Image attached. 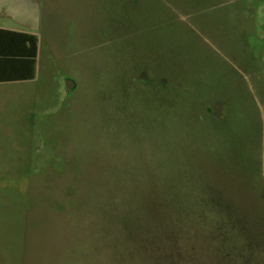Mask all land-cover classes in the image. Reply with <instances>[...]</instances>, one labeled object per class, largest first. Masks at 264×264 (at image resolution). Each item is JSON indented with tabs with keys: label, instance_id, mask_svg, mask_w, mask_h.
<instances>
[{
	"label": "rangeland",
	"instance_id": "374dc122",
	"mask_svg": "<svg viewBox=\"0 0 264 264\" xmlns=\"http://www.w3.org/2000/svg\"><path fill=\"white\" fill-rule=\"evenodd\" d=\"M112 11L2 88L0 264H264V0Z\"/></svg>",
	"mask_w": 264,
	"mask_h": 264
},
{
	"label": "crops",
	"instance_id": "0c3cea01",
	"mask_svg": "<svg viewBox=\"0 0 264 264\" xmlns=\"http://www.w3.org/2000/svg\"><path fill=\"white\" fill-rule=\"evenodd\" d=\"M31 3L47 5L50 13L47 14V20L42 17L38 22L29 24L28 22L16 24L15 19L18 17L28 16V6ZM126 0H0V30L15 32L20 34H27L35 36L38 40V55L35 66V78L27 81H2L0 82V97L4 99L2 92L3 87L7 85H22L24 83L33 82L37 77L38 64L43 63V53L41 49V36L48 37V42L52 44V41H56L58 35L63 34L64 31H68L66 28H72L76 20H87L89 24L92 10L95 4L106 5L107 7H113L112 14L105 21V27L114 36L113 39L119 38L124 32V20H122L118 14L120 6H125ZM16 7V8H15ZM108 13V12H107ZM60 18L61 22L53 21L52 18ZM71 20L70 22H66ZM122 21V22H121ZM104 24V23H103ZM44 25V28L42 27ZM125 33V32H124ZM53 42V43H54ZM15 92L22 91L16 88ZM13 92V90H12Z\"/></svg>",
	"mask_w": 264,
	"mask_h": 264
},
{
	"label": "trees",
	"instance_id": "16d2710c",
	"mask_svg": "<svg viewBox=\"0 0 264 264\" xmlns=\"http://www.w3.org/2000/svg\"><path fill=\"white\" fill-rule=\"evenodd\" d=\"M37 55L35 36L0 30V82L34 79Z\"/></svg>",
	"mask_w": 264,
	"mask_h": 264
}]
</instances>
